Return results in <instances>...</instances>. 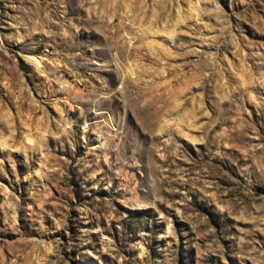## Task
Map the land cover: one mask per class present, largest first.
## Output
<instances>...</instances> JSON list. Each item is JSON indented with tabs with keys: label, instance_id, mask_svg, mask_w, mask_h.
I'll use <instances>...</instances> for the list:
<instances>
[{
	"label": "rangeland",
	"instance_id": "rangeland-1",
	"mask_svg": "<svg viewBox=\"0 0 264 264\" xmlns=\"http://www.w3.org/2000/svg\"><path fill=\"white\" fill-rule=\"evenodd\" d=\"M0 264H264V0H0Z\"/></svg>",
	"mask_w": 264,
	"mask_h": 264
},
{
	"label": "trees",
	"instance_id": "trees-1",
	"mask_svg": "<svg viewBox=\"0 0 264 264\" xmlns=\"http://www.w3.org/2000/svg\"><path fill=\"white\" fill-rule=\"evenodd\" d=\"M199 207V209H202L200 206H198Z\"/></svg>",
	"mask_w": 264,
	"mask_h": 264
}]
</instances>
